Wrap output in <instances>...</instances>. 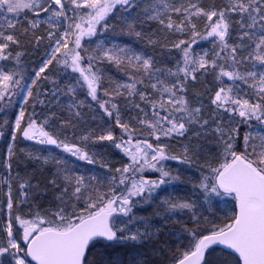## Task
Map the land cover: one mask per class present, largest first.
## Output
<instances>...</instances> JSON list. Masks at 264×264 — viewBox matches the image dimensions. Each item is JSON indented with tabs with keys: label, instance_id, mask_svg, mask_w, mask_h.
<instances>
[{
	"label": "snow or ice",
	"instance_id": "6c2138e0",
	"mask_svg": "<svg viewBox=\"0 0 264 264\" xmlns=\"http://www.w3.org/2000/svg\"><path fill=\"white\" fill-rule=\"evenodd\" d=\"M0 264H264V0H0Z\"/></svg>",
	"mask_w": 264,
	"mask_h": 264
},
{
	"label": "trees",
	"instance_id": "16d2710c",
	"mask_svg": "<svg viewBox=\"0 0 264 264\" xmlns=\"http://www.w3.org/2000/svg\"><path fill=\"white\" fill-rule=\"evenodd\" d=\"M2 118H3V114L0 113V119H2ZM1 146H2V147H1ZM3 148H4V146H3V142L0 141V149H1V153L3 152Z\"/></svg>",
	"mask_w": 264,
	"mask_h": 264
},
{
	"label": "bare ground",
	"instance_id": "6f19581e",
	"mask_svg": "<svg viewBox=\"0 0 264 264\" xmlns=\"http://www.w3.org/2000/svg\"><path fill=\"white\" fill-rule=\"evenodd\" d=\"M2 147V146H1ZM4 149V148H3ZM0 153H1V149H0Z\"/></svg>",
	"mask_w": 264,
	"mask_h": 264
}]
</instances>
